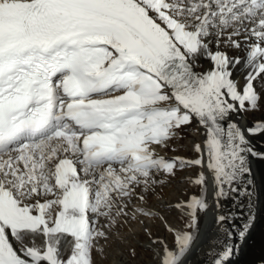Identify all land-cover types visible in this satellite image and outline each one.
<instances>
[{
    "label": "snow or ice",
    "instance_id": "1",
    "mask_svg": "<svg viewBox=\"0 0 264 264\" xmlns=\"http://www.w3.org/2000/svg\"><path fill=\"white\" fill-rule=\"evenodd\" d=\"M261 108L264 0H0V264H96L140 217L173 234L169 248L144 226L158 264H181L208 176L217 209L248 198L239 228V213L216 216L211 264H227L233 231L242 240L255 220L250 158L264 159L248 139L264 118L232 117ZM194 121V158L159 155ZM186 167L199 191L165 206L175 227L145 205Z\"/></svg>",
    "mask_w": 264,
    "mask_h": 264
},
{
    "label": "bare ground",
    "instance_id": "2",
    "mask_svg": "<svg viewBox=\"0 0 264 264\" xmlns=\"http://www.w3.org/2000/svg\"><path fill=\"white\" fill-rule=\"evenodd\" d=\"M229 54L240 55V53L238 52H235L234 54H231L229 52ZM201 62L204 68L210 67L208 61L202 60ZM243 75L244 69L242 67H238L233 72V79L243 83ZM250 115L251 114L249 113L241 114L239 117L233 116L232 119L237 120V122L242 127H248L251 126L255 120L264 118V116H258L252 119ZM194 124L195 128L192 130L193 132L189 136V138H191V155L184 154V152H181L179 150L172 151L167 149H158L159 155L166 158H171L174 156L194 158L195 153L193 152V145L195 143L202 142L204 139V129H202L195 121ZM248 139L257 151L264 152V135L249 136ZM250 168L251 178L254 181L253 188L255 194L253 198L252 212L255 215V220L250 226L246 236L242 240L238 237L236 232L233 231L232 243L233 245H236L238 247L234 248L233 255L227 261V264H264V159L250 158ZM199 170L200 169L194 167H186L184 170L178 171L179 174L176 175V178L174 180L166 182V184H164L161 188L157 189V195L151 196V198L148 199V204L145 205V207H150L154 210H158L161 215L167 218L170 224L175 227H182L179 213H177L174 209L168 210L165 208V206L171 202H175L178 199H187V195L185 197L186 193H198V186L187 181L195 177L196 173ZM195 189L198 190L195 191ZM213 190L214 187L212 178L211 176H208L206 196L209 208L206 211L198 213V229L193 231L194 241L190 246V250L183 257L181 264H211V257L209 255L210 249H219L221 244L225 240L224 234L219 231V226L216 223L217 214H228L230 212L239 213V218L233 221L236 228H239V226L247 220V216L249 213V209L247 207V197H242L239 195V193H233L228 198L221 200L220 204L222 205V207L220 209H217L213 200ZM233 197H235L236 199L234 200ZM233 202L237 203V206H234ZM241 205H243V207H241ZM173 215H176L178 219H175ZM140 219L144 221V225H141L138 222L132 223L130 226V230L128 226H126L127 228L125 229V236L127 235L129 237V240L133 239L132 248L133 250H135L138 248L136 242L138 240H143L140 237H143L145 234V237H147L148 240H143L145 245L142 246L150 249L154 255L155 261L150 264H158L157 249L159 248V245H155L151 242L146 232L144 231V226L146 225L147 228L150 229L154 238H162L169 248H172L173 244L169 242L168 237L170 234H173L166 230L165 235H163L162 237H158L155 233L156 227L166 229V226L159 219L153 220L145 217H140ZM101 222L103 223V221ZM225 227L232 229V224L226 222ZM124 243H126V241ZM119 250L120 249H115L112 251L113 255H109L111 259L110 264H130L128 263V255L124 253V251L122 253L121 250Z\"/></svg>",
    "mask_w": 264,
    "mask_h": 264
},
{
    "label": "rangeland",
    "instance_id": "3",
    "mask_svg": "<svg viewBox=\"0 0 264 264\" xmlns=\"http://www.w3.org/2000/svg\"><path fill=\"white\" fill-rule=\"evenodd\" d=\"M230 53L234 54L235 52L230 51ZM249 114H251L250 116H251L252 119H254V118L258 117V116L262 117V116H264V108H261L260 110H257L255 112H252V113H249ZM194 128H195L194 122H193V124L190 127L182 128L179 131L178 136L175 139H172V140L169 141L167 150H172V151L173 150H179L181 152H184V154L191 155L190 154L191 153L190 152V141H191V138H189V136L193 132L192 130ZM178 174H179V172L177 171L176 175H178ZM197 190L198 189H195V191H197ZM185 197H186V195H185ZM150 198H151V196L149 197V199ZM233 205L237 206V203L233 202ZM175 216L173 215V217L175 219H178L177 216L176 217ZM126 226L127 225L122 227L120 229V231H119V235H122L124 237V242L126 241V243L120 242L118 239H116V236L113 235L112 240H110L107 243V245L104 246V252L102 254H99V255H94L95 261H97L96 264L97 263L98 264H101V263L102 264H110L111 259H110L109 255H113L112 251L115 250V249H120L122 253L124 251V253H126L128 255V257H127V258H129L128 263H130V264H150L153 261H155L152 251L150 249H147V248L142 246V245H145L144 241L148 240V238L145 237V234H144L143 237H140L144 241L143 240H138L136 242V245H137L138 248L134 250L135 254H133V248H132L133 239L129 240V237L127 235L125 236V233H126L125 229L127 228ZM128 228L130 230L129 226H128ZM157 228L158 227H156V229H155L156 230L155 233H156V235L158 237H162L163 235H165V231H166L165 228H160V227L158 229ZM168 240H169V242L171 244H173V235L170 234L169 237H168ZM129 241H131V242H129ZM101 243L103 244L104 242H101ZM140 246H142V247H140ZM101 256H102V259H101ZM97 258H98V260H97Z\"/></svg>",
    "mask_w": 264,
    "mask_h": 264
}]
</instances>
